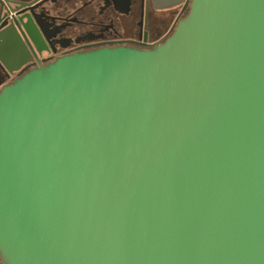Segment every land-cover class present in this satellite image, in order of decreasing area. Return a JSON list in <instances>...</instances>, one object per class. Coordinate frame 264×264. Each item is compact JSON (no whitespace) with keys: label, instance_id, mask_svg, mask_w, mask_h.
I'll list each match as a JSON object with an SVG mask.
<instances>
[{"label":"water","instance_id":"obj_1","mask_svg":"<svg viewBox=\"0 0 264 264\" xmlns=\"http://www.w3.org/2000/svg\"><path fill=\"white\" fill-rule=\"evenodd\" d=\"M0 264H264V0L5 87Z\"/></svg>","mask_w":264,"mask_h":264},{"label":"flooded vegetation","instance_id":"obj_2","mask_svg":"<svg viewBox=\"0 0 264 264\" xmlns=\"http://www.w3.org/2000/svg\"><path fill=\"white\" fill-rule=\"evenodd\" d=\"M0 0V92L58 59L99 49L152 50L189 12L191 0ZM176 9L170 21L168 11Z\"/></svg>","mask_w":264,"mask_h":264},{"label":"rangeland","instance_id":"obj_3","mask_svg":"<svg viewBox=\"0 0 264 264\" xmlns=\"http://www.w3.org/2000/svg\"><path fill=\"white\" fill-rule=\"evenodd\" d=\"M176 15V9H170L168 11L169 20L171 21Z\"/></svg>","mask_w":264,"mask_h":264},{"label":"trees","instance_id":"obj_4","mask_svg":"<svg viewBox=\"0 0 264 264\" xmlns=\"http://www.w3.org/2000/svg\"><path fill=\"white\" fill-rule=\"evenodd\" d=\"M186 14H187V12H186Z\"/></svg>","mask_w":264,"mask_h":264}]
</instances>
